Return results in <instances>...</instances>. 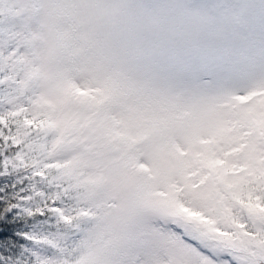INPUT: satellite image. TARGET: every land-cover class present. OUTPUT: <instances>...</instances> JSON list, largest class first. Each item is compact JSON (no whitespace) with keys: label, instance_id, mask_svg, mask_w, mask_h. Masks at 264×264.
<instances>
[{"label":"snow or ice","instance_id":"1","mask_svg":"<svg viewBox=\"0 0 264 264\" xmlns=\"http://www.w3.org/2000/svg\"><path fill=\"white\" fill-rule=\"evenodd\" d=\"M0 264H264V0H0Z\"/></svg>","mask_w":264,"mask_h":264}]
</instances>
